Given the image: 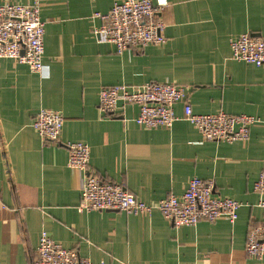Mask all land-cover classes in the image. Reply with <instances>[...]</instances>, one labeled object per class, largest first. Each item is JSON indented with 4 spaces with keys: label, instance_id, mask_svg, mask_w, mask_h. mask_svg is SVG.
<instances>
[{
    "label": "crops",
    "instance_id": "crops-1",
    "mask_svg": "<svg viewBox=\"0 0 264 264\" xmlns=\"http://www.w3.org/2000/svg\"><path fill=\"white\" fill-rule=\"evenodd\" d=\"M122 1L0 0L38 3L44 22L42 73L0 59V264H32L42 231L94 264H264L244 251L263 215L252 186L264 161V66L234 60L230 50L242 34L264 37V0H166L158 15L166 42L118 54L95 35L93 14ZM147 82L187 87L195 114H245L256 122L246 141L222 143L203 141L183 120L182 103L169 128L138 126L133 105L115 116L100 113L101 88ZM40 109L63 116L55 143L32 127ZM68 142L89 146L86 171L68 168ZM89 174L147 204L181 195L193 177L212 180L217 196L242 207L233 223L180 227L159 212H81Z\"/></svg>",
    "mask_w": 264,
    "mask_h": 264
},
{
    "label": "built area",
    "instance_id": "built-area-1",
    "mask_svg": "<svg viewBox=\"0 0 264 264\" xmlns=\"http://www.w3.org/2000/svg\"><path fill=\"white\" fill-rule=\"evenodd\" d=\"M166 6V0H123L104 13L93 17L100 21L94 30L99 40L114 46L118 54L129 48L160 46L166 42L165 24L158 15ZM44 22L40 18L38 3L20 5L0 4V59H10L25 64L32 72L42 73L44 54ZM234 60L255 67L264 66V37L242 34L230 41ZM188 88L169 83L147 82L138 87L116 84L101 88L98 108L102 115L115 116L125 106H137L134 122L143 128H169L179 119L174 107L182 103V118L193 125L203 141L232 143L246 141L250 127L256 122L253 116L233 115L225 112L195 114L186 98ZM63 116L60 112L40 109L32 120V127L44 142L59 140ZM69 169L86 171L90 162V148L82 142L66 143ZM252 191L258 196V206L263 215L247 233L244 251L251 257H264V161ZM242 204L228 197L217 196L212 180L193 177L188 180L184 192L170 195L155 204H147L135 198L122 186L103 182L94 175L84 178L80 203L81 212L121 211L132 215H151L159 212L174 226H195L200 221L213 223L226 219L233 223L238 218ZM32 264H94L81 258L76 250L64 248L47 232L42 231L35 249Z\"/></svg>",
    "mask_w": 264,
    "mask_h": 264
}]
</instances>
